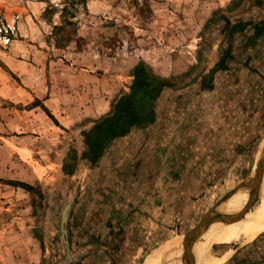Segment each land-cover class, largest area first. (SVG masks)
<instances>
[{"label": "rangeland", "instance_id": "1", "mask_svg": "<svg viewBox=\"0 0 264 264\" xmlns=\"http://www.w3.org/2000/svg\"><path fill=\"white\" fill-rule=\"evenodd\" d=\"M139 63L172 82L158 124L96 154ZM263 178L264 0H0V264H146L174 242L185 264L181 239L235 190L191 250L254 212ZM211 237L222 264H264V231Z\"/></svg>", "mask_w": 264, "mask_h": 264}, {"label": "trees", "instance_id": "2", "mask_svg": "<svg viewBox=\"0 0 264 264\" xmlns=\"http://www.w3.org/2000/svg\"><path fill=\"white\" fill-rule=\"evenodd\" d=\"M132 76L130 92L121 96L112 114L104 116L86 133V142L96 154L100 153L112 138L125 134L133 126L153 122L157 97L164 88L172 85L171 81L155 76L142 63L134 67Z\"/></svg>", "mask_w": 264, "mask_h": 264}, {"label": "bare ground", "instance_id": "3", "mask_svg": "<svg viewBox=\"0 0 264 264\" xmlns=\"http://www.w3.org/2000/svg\"><path fill=\"white\" fill-rule=\"evenodd\" d=\"M261 189L264 190V180ZM236 205L237 204H235V207ZM243 206L240 207L238 212L231 216L226 223L215 226V228H213L214 230L210 228L212 231L210 230L209 233L205 234V240L202 239V243L199 246H194L195 248L193 247L191 250L194 259L193 264H222L225 261L226 257L224 256L222 257L210 254L209 248L213 241L211 236L218 235L219 237L224 233L226 242L240 244L241 242L252 241L259 233L264 231V198L256 204V209L252 213L245 212ZM239 216H245V218L240 219ZM183 239L184 237L180 242L181 248L183 247ZM174 243L168 244L159 250L156 249L157 251L154 252L153 255H149V259H146V264H167L169 257L175 253L176 249ZM181 254H183L182 249L179 251V255Z\"/></svg>", "mask_w": 264, "mask_h": 264}, {"label": "water", "instance_id": "4", "mask_svg": "<svg viewBox=\"0 0 264 264\" xmlns=\"http://www.w3.org/2000/svg\"><path fill=\"white\" fill-rule=\"evenodd\" d=\"M218 68H219V66H216L213 69H211V71L208 75V79H210L212 77V75L217 71ZM201 76H202V73L201 72L198 73L194 77V79L192 81H190L189 83H187L184 87H187L188 85H190L191 83L196 81ZM262 183H263V179L259 180V181H255V182H250L244 186L245 189L243 191H247L249 194L248 200H251L252 202H254L255 200L260 199L259 191H260ZM236 193H238V190H235V191L229 193L226 197H224L221 201H219L216 205H214L208 211V213L205 215L204 219L196 227V229H194L193 231H191L190 233H188L184 237L183 242H182V246H183V255H184V258L187 262L185 264H193L194 259H193V254L191 253V246L196 241V239H198L201 236V234L203 233V230L209 228L210 225H212L213 223L218 221L219 216L221 214V211H220L221 205H223V203L228 201ZM67 209H68V206L65 208L64 216L67 212ZM63 231H65L64 228H63Z\"/></svg>", "mask_w": 264, "mask_h": 264}, {"label": "crops", "instance_id": "5", "mask_svg": "<svg viewBox=\"0 0 264 264\" xmlns=\"http://www.w3.org/2000/svg\"><path fill=\"white\" fill-rule=\"evenodd\" d=\"M104 111V110H103ZM158 124V122H151V123H148V124H141L142 126H150V127H153V126H155V125H157ZM141 125H135V126H133L130 130H129V132L130 131H132L131 133H133L136 129H138Z\"/></svg>", "mask_w": 264, "mask_h": 264}]
</instances>
